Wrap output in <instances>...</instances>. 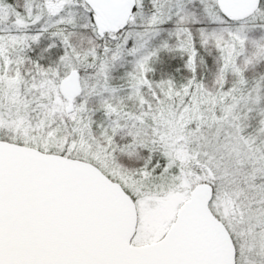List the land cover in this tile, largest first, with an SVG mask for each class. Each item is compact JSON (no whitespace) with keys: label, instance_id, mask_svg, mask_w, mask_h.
I'll return each mask as SVG.
<instances>
[{"label":"snow or ice","instance_id":"snow-or-ice-1","mask_svg":"<svg viewBox=\"0 0 264 264\" xmlns=\"http://www.w3.org/2000/svg\"><path fill=\"white\" fill-rule=\"evenodd\" d=\"M0 264H264V0H0Z\"/></svg>","mask_w":264,"mask_h":264}]
</instances>
